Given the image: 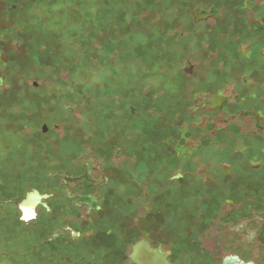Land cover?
Segmentation results:
<instances>
[{
    "label": "flooded vegetation",
    "instance_id": "af4514ba",
    "mask_svg": "<svg viewBox=\"0 0 264 264\" xmlns=\"http://www.w3.org/2000/svg\"><path fill=\"white\" fill-rule=\"evenodd\" d=\"M196 9H215L217 17L196 22ZM5 19L0 9V160L21 158L22 96L38 86L20 70L23 46ZM192 19L208 32L207 57L188 56L181 74L191 82L194 119L161 141L157 164L135 154L133 142L100 153L82 148L66 170L49 172L46 189L33 185L17 201L34 190L47 195L28 223L38 224L43 211L54 220L65 200L54 239L81 240L97 216L108 220L125 200L127 213L113 224L127 223L130 264L142 240L169 264H264V0H201ZM48 126L43 136L51 135Z\"/></svg>",
    "mask_w": 264,
    "mask_h": 264
},
{
    "label": "rangeland",
    "instance_id": "374dc122",
    "mask_svg": "<svg viewBox=\"0 0 264 264\" xmlns=\"http://www.w3.org/2000/svg\"><path fill=\"white\" fill-rule=\"evenodd\" d=\"M200 2L0 0L9 37L23 46L20 70L30 86L38 82L22 96V156L0 160V264H130L127 223L113 224L127 213L125 200L108 220L96 217L90 237L57 241L66 201L54 220L43 211L38 224L22 220L17 201L33 185L46 189L49 172L66 170L82 148L100 153L133 142L135 154L159 162L161 141L195 117L191 82L181 74L188 56L207 57L208 32L192 19Z\"/></svg>",
    "mask_w": 264,
    "mask_h": 264
},
{
    "label": "water",
    "instance_id": "95a60500",
    "mask_svg": "<svg viewBox=\"0 0 264 264\" xmlns=\"http://www.w3.org/2000/svg\"><path fill=\"white\" fill-rule=\"evenodd\" d=\"M196 22L205 20L210 17H217L215 9L205 10L196 9L193 12ZM45 129V128H44ZM47 195H42L39 191L34 190L27 194L26 198L19 203V208L23 212L22 220L30 221L36 216L35 209L42 199ZM149 246L145 240L138 242L133 247V253L130 255L132 264H169L166 256L160 250H148Z\"/></svg>",
    "mask_w": 264,
    "mask_h": 264
}]
</instances>
